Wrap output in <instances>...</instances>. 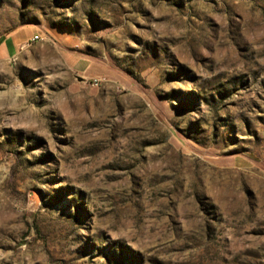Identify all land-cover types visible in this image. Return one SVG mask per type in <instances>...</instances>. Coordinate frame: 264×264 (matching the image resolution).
I'll use <instances>...</instances> for the list:
<instances>
[{"label": "rangeland", "instance_id": "1", "mask_svg": "<svg viewBox=\"0 0 264 264\" xmlns=\"http://www.w3.org/2000/svg\"><path fill=\"white\" fill-rule=\"evenodd\" d=\"M0 264H264V0H0Z\"/></svg>", "mask_w": 264, "mask_h": 264}, {"label": "crops", "instance_id": "2", "mask_svg": "<svg viewBox=\"0 0 264 264\" xmlns=\"http://www.w3.org/2000/svg\"><path fill=\"white\" fill-rule=\"evenodd\" d=\"M30 39H32L31 35L27 31H15L0 43V53L9 57L14 56L20 50L22 44Z\"/></svg>", "mask_w": 264, "mask_h": 264}, {"label": "built area", "instance_id": "3", "mask_svg": "<svg viewBox=\"0 0 264 264\" xmlns=\"http://www.w3.org/2000/svg\"><path fill=\"white\" fill-rule=\"evenodd\" d=\"M37 39H39V35H35V36L31 39V41H33V40H37Z\"/></svg>", "mask_w": 264, "mask_h": 264}]
</instances>
